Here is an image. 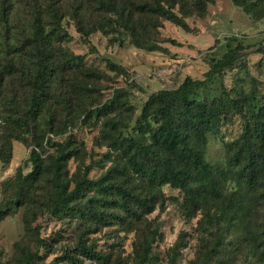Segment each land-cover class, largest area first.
Segmentation results:
<instances>
[{"label": "rangeland", "instance_id": "374dc122", "mask_svg": "<svg viewBox=\"0 0 264 264\" xmlns=\"http://www.w3.org/2000/svg\"><path fill=\"white\" fill-rule=\"evenodd\" d=\"M12 7L7 14L2 10L0 0V71L11 70L4 81V100L10 113L23 115L29 105V69L26 67V37L28 34L32 0H5ZM57 7L62 14L61 38H54L55 47L61 45L81 57L82 65L99 73L87 82L90 97H84L88 108L92 99L100 103L109 99L115 88L125 93L121 98L126 105H120L128 132L136 130V118L148 96L163 88L178 86L185 76L203 80L197 96L206 102H218L241 98V102L263 100L264 94V16L253 18L231 0H211L203 13L192 11L185 20L184 29L168 19L156 20L155 30L149 41L166 50L150 51L135 46L122 33H104L97 26L101 16L97 13L94 0H45ZM6 3V4H8ZM83 16L84 27L90 29L89 44L76 29V18ZM63 36V37H62ZM175 39L179 45L168 39ZM24 43V44H23ZM230 48H235L233 64L220 73L206 75L211 65L220 61ZM57 58H61L60 53ZM66 81L73 74L61 73ZM67 89L52 85V93L62 94ZM228 97L226 98V96ZM61 96L52 99L58 108ZM69 101L73 104L72 96ZM75 101V100H74ZM128 106V110L125 107ZM225 123L207 134L204 148L205 160L217 168L227 166V158L233 149L228 144L237 139L242 131L243 118L229 109ZM62 114L52 125L46 126V119H39L32 128L15 124L6 125L0 119V204H7L13 189L3 183L14 176L21 167L26 173L31 169L28 156L34 144V137L42 136V157L52 153L53 142L73 138L75 157L67 161L68 175L77 169L79 160L89 167L88 177L96 178L112 163L114 152L99 138L101 119L89 118L80 124L63 125ZM20 136V138H18ZM86 167V168H87ZM81 168L82 167L81 165ZM224 193L231 198L228 218L210 225H198L201 213L187 218L181 210L183 193L168 184L161 187V198L154 210L146 215V224L140 227L157 228L159 236L152 246V264H170L169 249L180 242L175 264H264V183L258 184L259 194L248 189L233 173L221 177ZM36 215L27 213L25 205L0 218V264H24L21 251L35 252L39 259L34 264H78L61 260L64 250L74 257L75 245L83 226L78 219L56 218L45 211ZM27 219V225L25 220ZM86 243L97 250L109 251L119 261L130 258L132 243L136 238L134 230L123 229L122 225L109 224L83 234ZM221 241V245L215 246ZM217 241V242H216ZM19 244V247L16 246ZM215 248L216 252L213 250ZM80 264H95L82 259Z\"/></svg>", "mask_w": 264, "mask_h": 264}, {"label": "trees", "instance_id": "16d2710c", "mask_svg": "<svg viewBox=\"0 0 264 264\" xmlns=\"http://www.w3.org/2000/svg\"><path fill=\"white\" fill-rule=\"evenodd\" d=\"M210 1L94 0V3L101 16L97 27L104 33L120 32L137 47L165 51V47L149 41L155 30L154 22L162 17L187 29L185 17L192 11L203 13ZM231 1L255 19L264 16V0ZM1 3V11L7 14L11 2L1 0ZM30 9L25 39L26 67L30 74L29 105L21 116L7 111L3 84L11 70L3 69L0 71V119L6 125L15 124L16 129L22 125L32 128L39 119H46V126L51 130L62 114L65 115L64 126L76 121L82 124L92 117L102 118L99 138L115 154L110 159V166L96 178L88 177L89 167L81 159L76 171L69 176L67 161L76 153L73 138L68 136L53 142L52 153L42 157V136L34 137L35 145L28 156L31 169L24 173L18 167L14 176L3 182L13 191L8 203L0 204V218L22 205L34 217L35 207L40 206L38 211L56 218L78 219L83 226L75 245L77 255L82 258L64 250L61 260L78 264L83 258L95 264H152V246L159 232L157 228L149 225L144 228L140 224H146V215L154 210L161 198L163 185L182 191L183 214L191 218L201 213L200 226L205 224L203 219L212 225L230 218L227 217L228 208L233 200L224 193L223 175L233 173L248 189L259 194L258 184L264 183V94L262 101H257L253 95L252 101L244 104L241 98L206 102L197 96L203 80L185 76L178 86L151 93L136 118V130L128 132L124 129V116L119 111L120 105H126L121 98L125 95L124 90L115 88L112 96L102 103L92 99L90 106L98 103L94 107L84 105V97H90L87 82L99 73L82 65L79 55L61 45L54 46V38H61L62 31V14L57 7L46 4L45 0H32ZM76 21V29L89 44L90 29L84 27L83 16L77 17ZM168 41L180 44L175 39ZM234 50L229 47L206 75L220 73L223 68L231 66ZM63 72L73 74L74 78L64 81L60 77ZM56 84L67 89L63 95H50L52 85ZM70 95L73 104L69 101ZM59 96L60 108L52 103V99ZM125 109L128 110V106ZM229 109L243 118L242 131L228 144V149L233 151L228 155L227 166L217 168L205 160L203 152L207 134L225 123L224 117ZM261 193L264 195V189ZM25 223L27 225V219ZM111 223L136 232L127 260L114 259L109 251L97 250L93 244L86 243L83 234ZM217 241L215 246L221 245V241ZM16 246L20 248L18 243ZM179 246L178 241L169 249L170 264H175ZM213 250L216 252L215 248ZM21 254L24 264H34L35 259H39L35 252L22 250Z\"/></svg>", "mask_w": 264, "mask_h": 264}]
</instances>
